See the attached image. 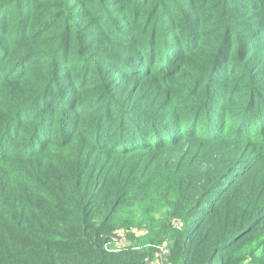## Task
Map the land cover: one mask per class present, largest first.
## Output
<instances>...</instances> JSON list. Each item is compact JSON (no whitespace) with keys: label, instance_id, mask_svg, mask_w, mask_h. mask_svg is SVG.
<instances>
[{"label":"trees","instance_id":"trees-1","mask_svg":"<svg viewBox=\"0 0 264 264\" xmlns=\"http://www.w3.org/2000/svg\"><path fill=\"white\" fill-rule=\"evenodd\" d=\"M79 137L143 164L50 153ZM149 188L209 202L216 225L207 240L192 227L169 238L163 263L253 261L264 0H0V264H146L157 248L106 250L107 217Z\"/></svg>","mask_w":264,"mask_h":264},{"label":"rangeland","instance_id":"rangeland-1","mask_svg":"<svg viewBox=\"0 0 264 264\" xmlns=\"http://www.w3.org/2000/svg\"><path fill=\"white\" fill-rule=\"evenodd\" d=\"M49 150L50 153L65 156H71L77 150L84 151L85 154L95 156L97 168L106 163H113L116 166L133 164L137 168L144 161L143 158H137L134 155L108 157L106 153H103L98 157L93 151L89 152L90 146L81 137L65 148L60 149L51 146ZM132 158H136L138 161H131ZM136 179L138 182H144L140 173L136 175ZM147 190L149 192L147 199L132 192L127 196L125 193V200L119 203L113 215L107 217L109 221L114 222L110 236L116 232L120 233L118 245L121 243V251L138 250L142 252L165 247L169 244V238L175 240L187 238L190 227H192V237L199 240H207L208 236L216 233V225L213 223L214 217L209 214V202L204 201L200 208H197L198 205L195 201H187V199L183 201L176 199L171 200L170 203H164L158 190L152 188ZM105 202L106 204L109 203L107 200ZM110 236H108L107 243H109ZM263 238L254 234L242 241L253 258L249 264H264ZM218 256L225 258L228 255L220 251ZM164 264L174 263L169 258ZM245 264L248 263L245 262Z\"/></svg>","mask_w":264,"mask_h":264},{"label":"built area","instance_id":"built-area-1","mask_svg":"<svg viewBox=\"0 0 264 264\" xmlns=\"http://www.w3.org/2000/svg\"><path fill=\"white\" fill-rule=\"evenodd\" d=\"M120 240V233H113L111 238L109 239V243L106 244V250L108 252L118 253L121 251V243L118 245V241ZM169 255V250L165 247H159L153 253L152 259L148 260L146 264H164L163 259Z\"/></svg>","mask_w":264,"mask_h":264}]
</instances>
